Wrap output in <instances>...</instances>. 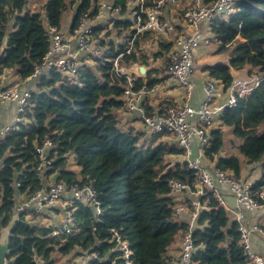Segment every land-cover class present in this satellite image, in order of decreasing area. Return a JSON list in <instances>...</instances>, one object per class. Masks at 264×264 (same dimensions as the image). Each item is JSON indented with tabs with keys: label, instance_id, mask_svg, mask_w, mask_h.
<instances>
[{
	"label": "trees",
	"instance_id": "obj_1",
	"mask_svg": "<svg viewBox=\"0 0 264 264\" xmlns=\"http://www.w3.org/2000/svg\"><path fill=\"white\" fill-rule=\"evenodd\" d=\"M95 2L46 0L40 9H32V0H0V74L10 68L21 79H29L49 50V24L62 27L63 15L74 6L72 30L84 14L97 11ZM126 2L115 0L114 4L121 5L125 12ZM131 24L125 16L115 21L114 28L123 35ZM210 28L219 42L217 51L231 48L228 61L204 67L222 82L225 91L233 82L231 68L247 67L248 73L258 70L263 77L247 97L224 109L211 130L213 138L206 147V157L236 176H243L245 166L259 165L256 189L264 184V0H235L233 13L215 18ZM101 31L96 29L95 33ZM110 34L108 31L106 35ZM156 39L152 32H143L129 53L114 39L103 40L101 44L107 48L104 55L93 56L94 64L83 62L76 82L59 70L32 78L36 88L23 120L0 141V235L14 221L7 264H35V253L44 258V264H56L55 252L66 256L79 249L99 254L90 264H111L106 257L124 264L115 252H109L113 229L129 239L134 264H173L169 248L181 232L191 228L176 208L184 204L190 211L191 205L173 194L170 180L191 184L197 178L196 171L182 160H168L184 154L169 140V132L148 133L152 136L147 137L145 131L125 126L122 112L127 111L123 97L127 81L114 69L116 59L125 65H148L147 42ZM157 41L160 50L155 54L164 57L173 42ZM121 53L125 54L119 58ZM159 76V70L153 68L145 79L135 80V88L157 85L167 77ZM222 126L232 129L235 141L231 144L237 152H224L227 131ZM45 137H50L57 149L49 152L52 167L39 171L36 146ZM70 153H74L82 176L94 185L103 213L97 217L91 205L80 203L77 219L82 228L65 239L50 237L38 214L25 212L15 221L13 207L18 195L42 188V175L56 174L57 181L68 185L74 182L65 170ZM208 195L214 208L201 210L191 228L196 249L190 264H251L241 243L238 222L224 207H215L212 194Z\"/></svg>",
	"mask_w": 264,
	"mask_h": 264
},
{
	"label": "built area",
	"instance_id": "obj_2",
	"mask_svg": "<svg viewBox=\"0 0 264 264\" xmlns=\"http://www.w3.org/2000/svg\"><path fill=\"white\" fill-rule=\"evenodd\" d=\"M114 1L96 0L97 11L92 15L84 14L78 25L69 33L63 31L61 27L49 24L51 37L49 50L29 78H38L44 73L59 70L67 74L71 82H76L82 65L79 54L83 53L86 57H102L107 50L101 43L103 40L108 41V37L103 31L96 34L95 30L98 27L109 28L118 18H124L119 17L121 14L130 10L133 14V23L123 33L120 44L127 47L125 53L131 51L135 39L145 31L157 35L174 33L173 47L167 57V67L170 77L183 89L184 102L170 105L164 111L148 112L142 100L145 96L160 91V85L144 84L138 89L135 88V74L140 71L139 64L133 62L125 65L116 59L114 69L127 81L123 92L127 109L138 114L149 133L166 131L174 136L177 145L184 150L182 161L196 171L197 178L191 184L181 179L170 180L173 194L178 199L189 200L191 228L195 225L201 210L214 208L213 200L208 195L211 193L217 204L215 207H224L238 222L241 243L250 263L264 264V256L257 252L252 242L253 234L261 233L264 236V227L252 222L248 217V212L264 213V184L255 189L254 181L236 176L216 164L209 165L210 160L206 157V147L213 138L211 130L217 124L224 109L236 106L239 98L247 97L252 89L259 85L263 76L261 72L253 71L233 77L232 84L226 90L228 96L223 103H217L216 91L220 80L209 77L204 83V100L199 106L193 104L196 90L193 76L197 65L195 53L201 45L211 41L203 26L207 23L211 24L219 16H230L234 11L235 0H214L211 3H204L203 0H127L125 12L123 7L115 5ZM32 2L35 3L37 0ZM95 19H104V22L97 25L94 23ZM177 21H181L184 25L180 30H177ZM73 39L76 40V50L72 48ZM125 53H121L118 57L121 58ZM31 97L32 90L24 89L19 83L4 85L0 80V102L13 101L18 106V116L15 121L1 129V140L18 128L23 120L22 114L30 105ZM53 149H57V144L50 137H45L42 143L36 146L40 160L37 166L39 171L44 167H52L53 159L49 157V152ZM72 177L74 182L68 185L64 181H49L48 176L42 175L44 179L42 188L18 195L13 207L15 221L19 220L22 213H35L45 216L44 220H50L48 227L50 237L65 239L77 234L82 228L77 219L78 205L80 203L91 205L97 217L103 213V208L94 185L85 180L81 174ZM224 186H228L234 197L236 209L228 204L222 191ZM176 210L180 215L187 208L184 204H179ZM191 228L180 233V251L172 260L173 264L191 263L196 249ZM112 231V247L109 252H115L116 257L122 259L124 264H134V251L129 239L116 229ZM33 257L35 264L45 263L42 256L35 253ZM78 257L81 264H90L99 257V254L79 249ZM106 260L111 264H117L115 258L106 257Z\"/></svg>",
	"mask_w": 264,
	"mask_h": 264
},
{
	"label": "crops",
	"instance_id": "obj_3",
	"mask_svg": "<svg viewBox=\"0 0 264 264\" xmlns=\"http://www.w3.org/2000/svg\"><path fill=\"white\" fill-rule=\"evenodd\" d=\"M44 2L46 0H43ZM41 8V4L39 2H35L32 4V9H40ZM95 24H100V19H95L94 20ZM176 25H180L181 27H184L183 23L181 21H177ZM204 31L207 33V35L209 36V38L211 39V41L209 43L203 44L201 45L197 50H196V73L193 76V80L196 86V90H195V96L193 99V104L196 106H199L202 101L204 100L205 97V93H204V83L207 80V78L211 77L209 75V73L207 71L204 70V67L206 65H211L217 62H224V61H228L227 57L225 56H220V54L218 53V47L217 48H213L211 47V45H216L219 46V42L215 39L213 33L211 32V28H210V24H205L204 26ZM71 28H72V23L69 22L67 27H64V25L62 24L61 29L65 32H71ZM97 29H100L99 27ZM102 29V28H101ZM178 30V28H177ZM156 38L158 39L160 36L165 38L167 41H171L172 42V38L174 36V33H170V34H155ZM111 39V38H109ZM156 40H150V42L147 43L146 47V51L148 52L147 54L150 56L149 58V64L148 65H144L141 62H137L139 64V73L137 72L135 74V78L136 80L138 78H143L145 79L147 76V73L149 72V70L151 69H157L159 70L160 73V78L161 77H166L161 83H159L160 85V91L155 92V93H151L147 96H145V98L142 100L144 106L147 108L148 106L150 107V112H154V111H160L166 109L168 106L170 105H174L176 103H183L184 102V92L183 89L170 77L169 72H168V62H167V57L168 54L170 52V50L173 47L170 48L169 52L163 57H157L156 56V52H158L160 50L159 46H158V41ZM160 40H162L160 38ZM164 40V39H163ZM117 41V40H116ZM165 41V40H164ZM212 45V46H213ZM72 48L74 50H76V40L73 39L72 42ZM215 55L217 57H215ZM85 56L83 53L79 54V61L83 64V62H88L87 59L85 60H81L80 57ZM215 57V58H214ZM212 61H209L211 60ZM145 68L144 71H141V68ZM197 70L199 71L197 73ZM233 77L239 76V75H246L248 73V68L245 67L243 70H238L235 68H231ZM0 80L2 82V84L4 85H8V84H12V83H19L24 89H29V90H33L36 88V82L34 79L29 78L27 80H23L21 79L16 71L14 69H4L2 70L1 74H0ZM172 86H179V89H173ZM217 103H223L225 102V99L227 98L228 94L226 93L222 82L220 81L218 83V87H217ZM163 91V93H161ZM18 116V106L16 102L13 101H3L0 102V133H1V129L2 127H5V125H11L16 117ZM122 118H123V123H126V127H135L136 129L139 130H143V122L140 119V117L138 116V114L136 112L133 111H129L127 109L126 112H122ZM140 119V120H139ZM142 124V125H140ZM224 129V126H222ZM144 131V130H143ZM227 131V130H226ZM232 134V133H231ZM233 136V134H232ZM228 136V134L226 135L227 138V142H232L235 141V138L233 136ZM231 140H230V138ZM229 138V139H228ZM2 137L0 134V141H1ZM171 142H174L175 144H177V139L172 136L169 139ZM233 147V146H232ZM227 152V151H226ZM229 153H235L237 152V150L234 151H228ZM224 153V152H223ZM209 161V160H208ZM211 162V161H209ZM252 168H250V166H245L244 172H243V176L245 179L247 180H252V181H256L259 176H260V166L259 165H255V166H251ZM250 169H253L252 171H250ZM65 170L72 176V175H80L81 172L75 173L72 172L71 169H66ZM250 172H252L253 174L250 176ZM82 175V174H81ZM246 175L248 176V178L246 177ZM57 175L56 174H51L50 176H48L49 181H54L56 180ZM223 194L225 195V198L228 202V204L230 206H232L234 209L237 208V204L236 201L234 199V197L232 196V194L230 193V190L228 188V186H224L222 188ZM186 206V205H185ZM58 212L60 213V210H58ZM190 211L187 208V210H185L183 213H181V219L182 220H187V222L189 223V215ZM39 215V214H38ZM42 217V220L45 219V216L40 215ZM248 217L252 222H257L259 224H261L264 227V213L261 212H248ZM60 218V216H59ZM13 223L10 226L7 227H12ZM252 242H253V246L254 248L257 250V252H259L260 254H262L264 256V236L261 233H255L252 235ZM180 251V244H179V238L177 240V242H175L168 251V255L170 256V259L174 260L178 253Z\"/></svg>",
	"mask_w": 264,
	"mask_h": 264
},
{
	"label": "rangeland",
	"instance_id": "obj_4",
	"mask_svg": "<svg viewBox=\"0 0 264 264\" xmlns=\"http://www.w3.org/2000/svg\"><path fill=\"white\" fill-rule=\"evenodd\" d=\"M37 2H39L41 4V7L44 4V1L43 0H37ZM74 14H75V8H74V6L73 7L70 6L68 8V10L65 12V14L63 15V22H62V24L64 25V27H67V25H68L69 22L72 23V19L74 17ZM125 15H127L128 18H130L131 21H132V23H133V20H132V15H133L132 14V11L130 10V11L126 12V13H123L119 17H125ZM102 22H104V19H101L100 20V23H102ZM114 26L115 25H111L109 28L102 29V31H103V33H105V35L107 34L108 31H111V34L109 36L108 35H106V36L108 37V39L109 38L114 39L115 42L117 40V45H120L121 44V40H122V35H118L117 34V29H115ZM159 38H161L162 40L164 39L166 41V39L163 38V37H161V36ZM212 45H211V47H213V48H217L218 47L216 45H213V46ZM230 49L231 48H229V49H223V50L218 51V53L220 54V56L227 57L229 55V53H230ZM92 57L93 56H89V57L83 56V57H80V59L81 60L87 59L89 61V63L94 64V62L92 60L93 59ZM215 57H217V56L215 55ZM209 61H212V59L209 60ZM254 71H258V70H254ZM198 72L199 71L197 70V73ZM195 73H196V71H195ZM195 73H194V75H195ZM172 87L175 90L176 89H179V86H172ZM161 93H163V91ZM125 125H126V123H125ZM140 125H142V124H140ZM143 130L146 132L147 137L152 136V135L148 134L149 133L148 131H146L145 125L143 126ZM226 130H227L226 135L228 134V136H232V134H231L232 133V129L231 128H227ZM232 138H233V136H232ZM226 140H227V138H226ZM230 140H231V138H230ZM238 144H240V142H238ZM232 146H234V145H232L230 141L229 142L226 141V147L224 149V152L237 150L236 147H232ZM168 160H170L172 162H175L176 160H182V157L181 156H170V157H168ZM209 165H215V163L214 162H209ZM65 167H66V169H68V168L71 169V171L72 172H75V173L81 172V167H80V165H78L74 153H70L67 156V160H66ZM250 168H252V167L250 166ZM252 170L253 169H250V171H252ZM252 174L253 173L250 172V176ZM246 177L248 178L247 175H246ZM42 224H44L47 227H49L50 226V220H44L43 219L42 220ZM54 257L57 258L56 259V262H55L56 264H81V262L79 261V257H78V251L77 252L76 251H73L72 253H70L69 255H66V256H63V255L61 256L58 252H55L54 253Z\"/></svg>",
	"mask_w": 264,
	"mask_h": 264
},
{
	"label": "water",
	"instance_id": "obj_5",
	"mask_svg": "<svg viewBox=\"0 0 264 264\" xmlns=\"http://www.w3.org/2000/svg\"><path fill=\"white\" fill-rule=\"evenodd\" d=\"M145 68H141L143 72ZM12 227H6L3 229L0 235V264H6L7 256L9 255L10 237L12 235Z\"/></svg>",
	"mask_w": 264,
	"mask_h": 264
}]
</instances>
